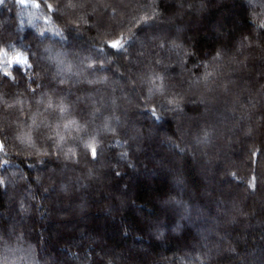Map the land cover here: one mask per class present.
<instances>
[{
	"label": "trees",
	"instance_id": "trees-1",
	"mask_svg": "<svg viewBox=\"0 0 264 264\" xmlns=\"http://www.w3.org/2000/svg\"><path fill=\"white\" fill-rule=\"evenodd\" d=\"M49 2L58 6L52 24L44 23L45 15H53L44 8L22 6L17 0L0 3V41L15 44L16 50L23 49L25 54L34 53L35 65L31 80L19 73L14 79L0 78V95L7 101L0 104V139L7 138L0 162L8 161L0 167L4 180L0 186V237L7 247L23 250L9 253V258L16 264H20V256L25 258L24 264H264V66L255 73L251 65L257 55L264 58V29L258 27L264 22V0H72L71 7L69 0ZM107 4L110 7L104 10ZM179 7H183L181 16ZM115 11L123 20L119 25L106 23L110 16L117 20ZM154 13L155 20L137 27L141 17ZM102 24L108 28H101ZM175 27L182 32L174 33ZM40 30H47L43 39L36 35ZM56 30L67 39L61 42L52 34ZM117 38L131 39V46L119 55L97 52ZM142 38L148 54L139 59L136 68L139 90L129 83L125 58L134 57L132 50H143L136 40ZM161 43L166 46L161 48ZM154 46L157 49L150 48ZM45 47L64 53L59 59L71 66V72L80 70V79L97 80L107 75V82L89 84L67 70L58 75L57 66L43 51ZM97 55L94 62H103L110 71L89 75L87 64L93 61L85 58ZM170 63L172 67L164 68ZM115 67L122 70L124 80ZM157 76L163 77L164 92H154L148 99L150 89L161 86ZM60 79L66 83L60 84ZM118 79L121 83L115 86ZM37 84L41 87L33 94L30 89ZM224 86L231 99L223 92ZM211 94H216L212 113L222 112L228 118L229 112L251 116L252 123H241L242 130L253 128L250 137L241 133L229 137L239 141L237 146L227 143L226 136H218L211 144L212 131L222 135L230 126L219 120L194 133L187 128L183 133L175 125L174 118L198 114L201 103L197 100ZM123 95L128 96L127 101ZM244 96L251 102L261 101L250 114L243 110L247 106ZM49 98L56 104L54 109L47 108ZM169 99L179 104V110L167 103ZM62 100L69 109L64 118L59 112ZM191 100L194 105L188 104ZM154 106L161 117L158 123L147 112ZM123 109L127 110L126 119L120 121ZM69 120L85 126V131H65L63 125ZM152 125L177 142L173 152L177 157L172 165L166 164L172 173H159L155 163L149 164L146 174L136 172L135 160L146 164L142 155L146 147L138 146L145 145L148 134L144 130ZM29 132L31 146L19 139ZM57 132L65 136L59 148ZM129 136L133 137L130 141ZM92 137L100 149L95 160L85 147ZM192 141H198L197 148L205 155L222 148L225 181L231 185L226 206L236 215L227 211L224 218L216 217L215 202L226 198L212 194L200 179L194 164L198 158L183 148L194 147ZM117 151L123 160L120 167L111 159ZM128 174L130 193L122 196L117 190L127 186L120 181ZM253 176L257 177L254 189L249 188ZM49 187L55 190V198L45 193ZM10 188L15 189L9 210L5 192ZM105 188L112 195H105L109 200L101 204L100 192ZM74 203L78 205L76 214L57 219L68 214ZM162 203L184 208L173 212L160 209ZM96 206L102 208L99 216L93 210ZM194 211L199 223L189 227L185 220L190 221ZM40 219H50L47 227L40 226ZM188 243H199V255L189 254ZM130 245L144 251L132 252Z\"/></svg>",
	"mask_w": 264,
	"mask_h": 264
},
{
	"label": "rangeland",
	"instance_id": "rangeland-1",
	"mask_svg": "<svg viewBox=\"0 0 264 264\" xmlns=\"http://www.w3.org/2000/svg\"><path fill=\"white\" fill-rule=\"evenodd\" d=\"M119 1H123V0H119ZM132 1V0H131ZM109 4L106 5V7H104L103 9L106 10L109 9V7H107ZM187 9V8H185ZM183 7H179V13L181 16L183 13ZM118 13L117 17H115L117 20L113 19L114 17L110 16L109 18H106V23H115V25H119L121 20H123V16L122 14H119L118 11H115V14ZM178 13V11H177ZM178 16V15H177ZM170 21V20H169ZM158 23V25H160V27L162 28L163 27V23L158 20L156 21ZM2 25V22H0V26ZM186 27H189V25H185V28ZM101 28H104V29H107L108 28V25L105 24L101 26ZM162 31V29H160ZM151 31H153L151 29ZM173 31L174 33L178 34L180 32H182V30H180L179 28L175 27L173 28ZM138 41V45L141 47V49L143 48V50H137V51H133V54H134V57L133 58H125L126 60V63H127V66H128V73L130 75V85H132L133 87H135L136 89H141V84L140 82L136 81V77H135V74H136V68L139 66V59L141 57H143L145 54H148L147 53V50L145 49V39H136ZM149 42H154V39H149ZM156 44V42H154ZM151 49H157V46L155 47H150ZM149 48V49H150ZM145 49V50H144ZM167 53H171V51H167ZM237 54H240V50H238ZM158 63V62H157ZM159 64V63H158ZM253 66V69L256 72H259L262 67L264 66V58L257 55L256 56V59L253 60L252 64ZM173 64L170 63V64H164V68H169V67H172ZM245 67L249 66V62L247 63L246 62V65H244ZM117 73L119 74V76L122 77V79L124 80L125 78L123 77V72L122 70H119L118 67H115L114 68ZM70 75H73L77 78L78 77V80L79 81H83V82H87L88 80L85 79L84 77L83 78H79V76H81V72L80 70H72V72H68ZM54 80V79H53ZM121 83V80H116L114 85L115 86H118L119 84ZM227 84V83H226ZM252 84V83H251ZM209 92V89H207ZM223 92L225 93L226 97L231 99L229 96H228V88H226L224 86L223 88ZM136 92H132V96H136L135 94ZM241 95V96H240ZM239 97H242L243 95L240 94ZM122 98H124L126 101L128 100V96H125L123 95ZM245 99V102L247 103V106L246 107H243V110H246L249 112V114L255 110L257 108V106L260 105L261 101H249L247 99V97L244 96ZM236 97H233L232 96V100H234V102L236 103L235 101ZM79 99L77 98V101ZM198 103L201 105L200 108H199V112L198 114H193V115H186L184 117H180V118H174V121H175V125L177 126H180L182 128V130L184 128H187L188 132L190 130V132L194 133V132H197L198 129L202 128L204 124H208L210 123V121H218L222 124V125H230L226 130H222V135L221 133L219 135L216 134V132L212 131L210 133V142L211 144L214 143V140L216 138H225L224 136H226V141L227 143H233V145L237 146V143H239V141H237V139L235 138L232 139V138H229L231 135L233 134H236V133H241V134H244L248 137H250L251 135V131L253 130V128L251 129V131H245V130H242L241 128V123L244 121V120H248V122L250 121V123H252V118L251 116H240V115H233L234 113L232 112H229V114L227 116H229V119L228 117H226V114H222V112H220V114H217V113H212V111L210 110V107L214 104V102L216 101V94H211L209 97L207 96L206 98L204 97H200L198 100ZM194 100H191V101H188V104H191V105H194ZM223 104V103H222ZM232 107H234V105H232ZM236 108V107H235ZM126 112L127 110H124L122 111L123 113V118L120 120V121H125L126 119ZM234 112V111H233ZM125 114V115H124ZM247 118V119H246ZM233 123V124H232ZM144 133H147V137H148V140L146 141L145 145H142V146H138V147H146L144 148V153L142 154L143 155V158H144V161L146 164H142L140 162H137V160H135V165L138 167L136 172H141L143 174H146V170H148V168L150 167L149 164H154V166L156 167V169L158 170L159 173H168L170 171V173H172L171 169H169L168 171V168L166 166L167 163H169V165H172V162L175 161V158L177 156H174L173 152H174V149L176 147H174L177 142H175V140H173L171 137H168L166 136L165 134H160L159 130L157 128H155L153 125L151 126L150 129H147V131L145 132L144 130ZM183 133H186V131L184 132L183 130ZM177 135H181L180 132L176 133ZM179 137V136H178ZM133 137L129 136V141L132 140ZM192 144L194 145V147H183L185 152L189 154V156H194V158H198V160L196 162H194L195 166H196V169L198 170V174H199V177L200 179L203 181V184L204 185H207L208 189H210L212 191V194L214 193L215 196H217L218 194H221V196L223 198H226V193L230 192L231 190V185L230 184H227V182L225 181V171L224 169L222 168V163H223V152H222V148H220L219 150H216L215 152L213 153H209V154H206L205 153H200L198 148V141H192ZM209 147V146H208ZM139 151L141 150L140 148L138 149ZM191 150V151H190ZM114 155V156H113ZM112 156H111V159L112 160H115L116 162V166L120 167V163L123 162L122 160V156H121V153L120 151H117L116 153H114ZM200 156H203V158L200 160ZM153 158H157L156 162H152L154 160H152ZM115 166V165H113ZM52 171V170H50ZM130 173H134V169H129ZM131 174H128V177H126L125 175L123 177H121V181H120V184L123 185V183H126L127 186H121L120 188H118L117 190V193L121 194L122 196H127L129 193H130V188H129V181L131 179ZM204 177H207V179L209 180L208 182H206V180L204 181ZM175 178H173V183L175 182L174 181ZM212 179V180H211ZM263 180V179H262ZM261 180V183H263V181ZM13 181H15L14 177H13ZM110 182L112 183L113 187L114 186V183H113V180H110ZM175 189L178 190V187L173 184ZM15 188H10V190L6 191L5 192V197H6V207L7 209H11L10 207L8 208V204H9V200L11 199L12 197V192ZM117 189V188H116ZM87 190V189H86ZM46 191L45 193H48L50 196H53L54 198L56 197V194H55V190H53V188L50 189V187L48 188V190H44ZM106 192V193H105ZM204 193V191H202ZM101 196H102V200H100L101 204L104 202V201H108L109 200V197L112 195L106 188L100 192ZM206 196H210L209 193H204ZM106 196H109V197H105ZM175 203V201H173ZM167 204L166 203H162V204H159V207L160 209H167L168 210H172L173 212H179L182 208H184L183 206H170L168 207V205L166 206ZM227 198L226 199H222V200H217L215 202V205H214V212L216 214V217L219 216V218H224L226 215H228V212H235V210L232 209V207L230 208H227ZM78 205L76 203H74V205L71 207V210L70 208L67 209L70 210L68 211V214H64V215H54L57 217V219L61 220V219H64V218H69L71 215L73 214H76V207ZM226 207V208H225ZM228 209V210H227ZM94 211H96V214L97 216H99L101 213H102V208H100V206H96V209L94 208L93 209ZM228 211V212H227ZM75 212V213H74ZM6 213H9L6 212ZM5 213V214H6ZM3 214V215H5ZM178 214V213H177ZM236 215V212L234 213ZM191 217V220L188 221L185 220L187 226L189 227H192V223L196 224V222L199 223V217L195 214V211L193 213H191L190 215ZM110 219L112 220V217H110ZM110 220V221H111ZM50 221V219H48L47 221L43 220V219H40L39 222H40V226L42 228H44V226L47 227V224L48 222ZM214 222V220L212 221ZM61 224H59V226H56L57 228L60 227ZM64 227V226H62ZM12 228V227H11ZM14 228V226H13ZM70 230V229H68ZM196 230V229H195ZM201 231V230H200ZM199 231V232H200ZM200 236V234H199ZM219 240H221L222 238H218ZM222 241V240H221ZM130 249L133 251H137V252H143L144 250L137 247L136 245H130L129 246ZM200 249V245L199 243H188L187 245V251L189 252V254H195V255H199V250ZM233 252V251H231ZM234 253V252H233ZM210 256V255H209ZM65 259V258H64Z\"/></svg>",
	"mask_w": 264,
	"mask_h": 264
},
{
	"label": "snow or ice",
	"instance_id": "snow-or-ice-1",
	"mask_svg": "<svg viewBox=\"0 0 264 264\" xmlns=\"http://www.w3.org/2000/svg\"><path fill=\"white\" fill-rule=\"evenodd\" d=\"M3 0H0V3H2ZM18 3H20L22 6L25 5H31L37 9L44 8L46 13H52V16L45 15L43 20L45 24H52L53 23V17L55 16V13L58 11V6H54L53 3H50L49 0H17ZM157 3V0H155ZM69 7L74 6L72 3V0H69ZM264 7V4L261 5ZM156 13H154L151 16H144L140 18L139 24L137 27H141V25H147L151 21L155 20ZM260 29H264V22H261L258 26ZM47 33V30H40L36 33L38 38L43 39ZM59 40L62 42L67 39V37L64 35V33L61 30H56L54 33ZM138 35V33H137ZM132 40L131 39H125V38H117L114 40L108 41L103 47L97 50L98 53H103L105 56L109 55H119L120 53L126 51V49L131 46ZM166 46V43H161L160 47L164 48ZM113 50L112 52H109L108 50ZM45 53H48L47 59L52 61L58 68L57 74L59 75L60 72H63L65 70L71 72V66L66 65L63 61L59 59L64 53L56 51L55 47H45L43 49ZM34 53L28 52L25 54V51L23 49L16 50L15 44H9L5 45L2 41H0V58H2V63H0V78H7L8 79H14L16 74H22L26 76L28 80H31L33 77V74L35 73V65L32 62V56ZM220 56V53H217V57ZM86 60H91L93 62L87 64V69L89 70V75L93 74H99V73H107L110 71L109 68L105 66L103 62H101L99 65H97L94 61L99 59V55L94 57H86ZM208 75H211L210 73ZM107 75H104L102 79L97 80H89L87 83L89 84H96V83H106L107 82ZM156 80L161 81V86L158 89H150L148 99H151L154 92H160L163 94L164 92V86H163V77L157 76ZM60 84L66 83V80L60 79ZM41 85L37 84L35 88H31L30 91L35 94L37 92V89L40 88ZM7 101L0 95V104H6ZM167 103L169 105H173L175 109L179 110V104L173 100L169 99L167 100ZM66 102L62 100L59 104V112L61 114V118H64V115L68 113L69 109L65 106ZM9 107H14V104H9ZM56 107L55 102L49 98L47 100V108L48 109H54ZM154 122L158 123L160 120V116L157 113L156 107L154 106L150 110L147 111ZM33 123L35 124V119H33ZM73 125L76 127L73 129ZM60 125L57 124L56 128L59 129ZM65 131H68L69 129L75 130L76 132H83L85 131V126L77 124L76 120H69L67 123L63 125ZM56 137L58 138L57 147L59 148L61 145L65 142V136L61 135L59 132L56 133ZM22 143H28L30 146L32 144L31 140V133H25L21 137H19ZM51 139V137H50ZM7 138L4 137L3 139H0V152L5 151L7 147L6 143ZM119 143V141H117ZM85 147L89 150L92 158L95 160L97 156L100 153V149H98L97 142L95 137H92L90 141L85 143ZM69 152H72L74 154V149L69 148ZM44 155H47V153H43ZM257 154L253 153V156L255 157ZM8 163L7 160H3L0 162V167H3ZM119 175V173H117ZM257 180V177H252V182L249 184V188H255V182ZM4 185V180L0 178V186ZM17 251H23L22 249H12L7 247L6 242L3 240L2 237H0V264H16L15 260H11L9 258V253L15 254ZM20 262V264H24L25 258L23 256H20L17 258Z\"/></svg>",
	"mask_w": 264,
	"mask_h": 264
}]
</instances>
